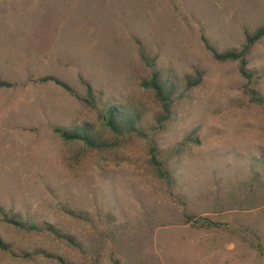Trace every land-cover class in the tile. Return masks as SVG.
I'll return each instance as SVG.
<instances>
[{
    "label": "rangeland",
    "instance_id": "obj_1",
    "mask_svg": "<svg viewBox=\"0 0 264 264\" xmlns=\"http://www.w3.org/2000/svg\"><path fill=\"white\" fill-rule=\"evenodd\" d=\"M261 27L264 0H0V82L9 85L0 87V264H165L159 239L185 235L184 214L199 227L228 222L234 261L264 264V38L246 58L251 82L237 62H214L202 41L239 50L244 32ZM139 46L166 75H205L185 121L164 135L149 130L156 109L139 86L149 74ZM47 76L74 95L38 81ZM80 79L95 109L83 106ZM107 105L137 110L152 138L69 161L54 130L97 125ZM195 128L199 145L177 183L155 178L148 144L164 159Z\"/></svg>",
    "mask_w": 264,
    "mask_h": 264
},
{
    "label": "trees",
    "instance_id": "obj_2",
    "mask_svg": "<svg viewBox=\"0 0 264 264\" xmlns=\"http://www.w3.org/2000/svg\"><path fill=\"white\" fill-rule=\"evenodd\" d=\"M264 38V27L253 32H244V43L239 50L229 49L217 52L205 38H202L206 50L211 59L217 63L237 62L239 73L247 81L253 79L252 73L246 68V58L251 48ZM139 58L142 64L149 69L148 76L141 78L139 86L151 96L155 111L151 117L149 130L155 135H164L176 129L187 118L196 101V92L204 86V72L193 69L191 74L182 78L171 77L164 74L156 67L153 60L146 57L144 50L139 46ZM40 83H53L70 95L74 91L69 85L58 79L47 76L38 80ZM81 85L85 87V98L81 100L86 108L95 109L97 103L90 86L80 79ZM9 86L0 82V87ZM250 100L256 104H263V99L258 91L250 90ZM141 113L132 108L107 105L102 109L98 124L85 123L72 129L56 128L54 132L60 139L72 149L67 151L69 161L84 157L86 153L104 154L111 153L123 147H129L134 139H151L147 130L140 126ZM198 128L190 131L185 137L167 154L164 159H158L159 150L155 144H148V157L145 164L155 178L165 181L169 186L178 181L180 164L192 156V149L199 145ZM148 142V141H147ZM152 142V141H151ZM76 150H75V149ZM121 160H128L121 158ZM264 163V160H263ZM75 216V214H71ZM80 217V216H78ZM4 221L19 230L33 231L36 226L26 222L7 219ZM208 225L199 227L198 222L190 215L184 214V223L197 226L198 228L212 231H220L222 225L207 221ZM59 238L67 241L69 246L78 248L77 242L71 238L55 232ZM250 246L259 254H262L259 246ZM0 249L6 250L7 246L0 239ZM93 264H99L95 261ZM114 264H119L114 261Z\"/></svg>",
    "mask_w": 264,
    "mask_h": 264
},
{
    "label": "crops",
    "instance_id": "obj_3",
    "mask_svg": "<svg viewBox=\"0 0 264 264\" xmlns=\"http://www.w3.org/2000/svg\"><path fill=\"white\" fill-rule=\"evenodd\" d=\"M219 232L220 239L207 235L205 229L198 228L192 223L185 224V235L161 236L159 243L163 249L162 256L165 264H237L234 258L238 254L236 238L231 241L228 222H222ZM185 237V239H184ZM248 246L246 238H239ZM251 251L253 248L249 246Z\"/></svg>",
    "mask_w": 264,
    "mask_h": 264
}]
</instances>
